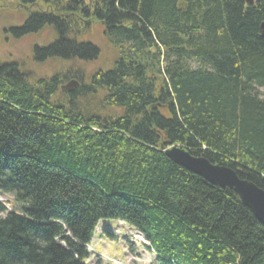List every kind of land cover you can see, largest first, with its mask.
I'll use <instances>...</instances> for the list:
<instances>
[{"label":"trees","instance_id":"16d2710c","mask_svg":"<svg viewBox=\"0 0 264 264\" xmlns=\"http://www.w3.org/2000/svg\"><path fill=\"white\" fill-rule=\"evenodd\" d=\"M11 33L50 31L34 61L94 63L34 80L0 62V264H84L99 223L128 224L158 264H264V226L233 191L173 163L180 146L264 189V0H0ZM75 80L72 91L62 86Z\"/></svg>","mask_w":264,"mask_h":264},{"label":"rangeland","instance_id":"374dc122","mask_svg":"<svg viewBox=\"0 0 264 264\" xmlns=\"http://www.w3.org/2000/svg\"><path fill=\"white\" fill-rule=\"evenodd\" d=\"M23 13L24 11L14 3L0 2V62L17 63L34 80L48 78L60 70L75 69H80L84 77H88L99 68L109 67L115 58V52L104 38L102 28L94 26L88 39L100 49V58L97 62L71 66L54 61L37 64L33 59L35 47L47 45L54 36L50 31H45L39 36L30 35L17 39L10 30L22 25L25 17ZM67 84L69 82L63 86ZM261 92L264 94V89ZM0 202L8 209H13L11 198L0 196ZM88 250L90 258L86 264H158L157 256L149 248L145 238L131 226L120 221H101Z\"/></svg>","mask_w":264,"mask_h":264},{"label":"water","instance_id":"95a60500","mask_svg":"<svg viewBox=\"0 0 264 264\" xmlns=\"http://www.w3.org/2000/svg\"><path fill=\"white\" fill-rule=\"evenodd\" d=\"M250 5L252 0H243ZM264 37V23L261 26ZM79 83L70 81L62 86L63 91H72ZM166 156L176 165L192 174L204 179L206 182L222 189L233 191L240 202L248 208L255 219L264 226V189L229 166L215 165L203 156H193L188 150L180 146L165 150Z\"/></svg>","mask_w":264,"mask_h":264},{"label":"flooded vegetation","instance_id":"af4514ba","mask_svg":"<svg viewBox=\"0 0 264 264\" xmlns=\"http://www.w3.org/2000/svg\"><path fill=\"white\" fill-rule=\"evenodd\" d=\"M261 0H252L251 4L250 5H254V4H257L258 2H260ZM247 5V4H246ZM249 6V5H248Z\"/></svg>","mask_w":264,"mask_h":264}]
</instances>
